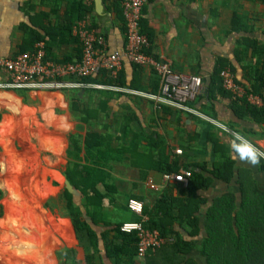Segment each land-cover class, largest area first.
<instances>
[{
    "label": "crops",
    "instance_id": "obj_1",
    "mask_svg": "<svg viewBox=\"0 0 264 264\" xmlns=\"http://www.w3.org/2000/svg\"><path fill=\"white\" fill-rule=\"evenodd\" d=\"M77 1L0 0V56L14 57L27 36L24 34L25 31L44 34L45 30L59 34V28L64 29L70 25V6ZM81 3L88 7L81 20L90 29L105 36L109 51L123 50L126 38L119 4L113 0H81ZM142 13L144 15L142 31L150 38L149 48L155 56L170 62L175 71L198 75L205 80L210 77L216 64L224 59L235 67L237 80L248 85L252 71L250 67L253 68L252 65L255 63L251 57L252 50L244 44V38L256 41L259 46L264 47V6L259 0H148ZM234 15L244 19V26L248 27L249 33L233 31ZM75 25H72V28ZM63 38L66 41L54 46L51 55L60 61L77 59L80 55L77 37L71 31V34H64ZM243 53L246 56L244 59L241 55ZM121 75L125 82V85L121 86L123 88L154 94L159 89L158 77L148 67L126 60ZM4 79L5 75L0 71V81ZM96 89L105 92L100 93L96 90L98 103L95 108L103 109L105 117L110 118L111 123L116 121V124L122 125L119 127L115 124L113 128L111 124L105 123L106 130L114 137V146H120L124 151L119 155L120 161L111 162L113 168H110L116 179L115 183L122 186L119 188L116 185L118 187H115L114 195L117 208L122 212L117 216L120 222L133 221L137 218L126 210V203H121L122 194L125 200L133 198L152 207L158 193L166 189L162 183L164 172L152 167L161 158L167 165L177 164L175 159H178L180 165L187 167L180 168V171L191 170L192 167L189 165L193 164L204 165L207 169H214L217 166L221 153L209 149L204 135L211 126L215 128L214 134L219 140V145L224 147L236 162V179L228 183L214 178L211 186L200 194L209 201L228 191L239 197L240 185L236 180L241 169L250 171L256 187L264 192V169L261 170V164L264 163L260 160L258 165L253 166L241 161L231 147L234 139L232 133H239L264 151V123H257L250 117L240 119L230 109L229 100L219 98L215 102L213 113L217 115V120L209 117L207 115L209 111L201 108L200 104L194 103L193 107L211 118L214 121L212 123L173 107L156 108L155 103L145 95L110 87ZM21 92L29 95L32 101H35L36 97L42 99V103L47 101L46 98L51 99L47 101L45 110H50L54 102L60 103L59 109L65 111L61 115H50L58 127V134L61 136L58 138L59 141L56 138H48L51 137L48 136L49 132L42 133L40 138L41 145L48 150L50 157L55 153L50 144L58 142L62 146L57 152V160L60 161L65 146L61 139L64 138L72 121L70 113H66L67 106L63 93L32 92L36 94L33 96L27 91ZM0 98L5 103H9L7 100L16 101L18 104L19 101L25 102L24 95L18 93H0ZM29 107L33 108V103H30ZM25 108L28 109V106ZM12 126L11 117H7L0 124V141L6 149L0 144L5 151L2 164L4 171L0 175V184L7 193L3 201L4 216L0 218V264H61L60 256L64 250L71 249L76 239L70 228L68 213L59 206L57 189L46 178L48 175L56 177V173L50 171L39 173L37 155L31 156L27 152L19 157L14 153L10 143ZM134 134L136 137L133 144ZM176 150L181 152L176 153ZM131 153H134L138 160H130ZM166 164L161 168H166ZM15 168L22 169L20 172L22 174H13L12 170ZM118 172L126 176L116 175ZM35 173L36 175H33ZM37 176L41 180L39 194L33 192V180ZM206 176L210 175L206 173ZM151 185L160 191H154ZM182 186L180 183L176 184L173 189L174 197H182ZM48 187L52 188V192H48ZM40 201L44 202L43 206L40 205ZM205 212L204 209L198 215L203 223L206 220ZM202 227L204 236L206 230L204 226ZM174 228L179 230L185 239H190L191 229L188 225L180 226L176 223ZM190 257L200 264H205L203 258H200L199 242L188 256ZM76 258L79 264H84L78 254ZM137 261L139 264L144 262L139 258ZM113 263V260H105L102 255L92 257V264Z\"/></svg>",
    "mask_w": 264,
    "mask_h": 264
},
{
    "label": "trees",
    "instance_id": "obj_2",
    "mask_svg": "<svg viewBox=\"0 0 264 264\" xmlns=\"http://www.w3.org/2000/svg\"><path fill=\"white\" fill-rule=\"evenodd\" d=\"M259 2L264 6V0H259ZM87 11L88 7L82 5L81 0L73 3L69 10L70 25L64 29L59 28L58 31L62 36L45 30L44 34L25 31L24 34L27 36L19 46V52L32 50L35 43L43 41L48 58L57 60L51 55L52 48L58 43L66 41L63 38L64 34H71L72 25L81 20ZM243 20L234 15L232 21L234 32L249 33ZM244 44L252 50L251 57L255 63L252 65L253 68L250 67L252 71H250L251 80L249 79L248 87L244 86L248 93L257 95L264 101V47L249 38H244ZM148 51L152 52L150 48ZM241 55L243 59L246 57L244 53ZM61 61L70 62L72 59ZM227 67L235 72V67L229 61L221 59L210 77L203 80L204 86L201 94L189 106L193 107L197 102L201 108L209 111L207 113L209 117L217 120V115L213 113L214 105L221 98L230 101V109L240 119L250 117L257 123H264L263 107H256L248 104L245 100L237 99L222 88L220 74ZM80 80L107 85H125L121 72L118 77H113L106 70H101ZM158 81L159 89L155 93L160 91L159 77ZM97 91L105 92L101 89ZM24 98L26 104H30L29 95H24ZM214 129L211 126L204 135L209 149L215 153H221L219 163L216 161L217 166L214 169H207L201 164L189 165L192 167L190 170L192 177L186 186H182L181 198L173 196V189L176 187L174 183L169 184L163 192L158 193L152 207L143 204L145 215L149 218L146 227L152 230L157 229L163 237L174 240L168 241L161 248L149 251L142 264H200L196 259L188 258L198 242L200 243V258H203L205 264H264V192L256 187L251 172L241 169L237 173L236 181L240 185L239 197L234 192L228 191L209 201L200 194L211 186L214 178L228 183L236 179V162L228 155L227 150L219 145ZM111 134L91 131L87 133L83 143L76 139L72 144V150L69 152L73 161L72 167H69L65 174L71 185L78 190L79 196H73L65 190L63 195L66 202L65 210L71 219L78 242L86 244L88 254L84 257V264H92L94 255H102L105 260H113V264H139L137 261V234L121 233L120 226L123 222L117 219V216L122 212L117 208V201L114 197L116 179L110 172L109 164L119 162V155L124 151L120 146H114V137ZM135 137L136 134L132 139L133 144ZM237 142L239 143V141ZM160 152L163 153L162 150ZM130 160L136 161L138 157L131 153ZM175 162L177 164L167 165L162 162L161 158L152 167L160 169L164 173H179L180 168H187L180 165L178 159H175ZM165 164L166 168H161ZM263 169L264 164H261V170ZM2 171H4L3 167ZM206 173L210 176H206ZM40 186L41 180L37 176L33 180L35 194L40 193ZM51 190L52 188L48 187V192ZM109 208H114L112 211L116 216L108 218L105 210ZM204 209L206 210V220L203 223L198 215ZM126 210L128 211L127 208ZM99 222L104 223L105 226H99ZM176 223L180 226L186 224L190 227V239L187 240L181 236L179 230L174 228ZM202 226L206 230L204 236L202 235ZM103 227L107 228L103 229ZM60 260L61 264L68 262L79 264L74 250H64Z\"/></svg>",
    "mask_w": 264,
    "mask_h": 264
},
{
    "label": "built area",
    "instance_id": "obj_3",
    "mask_svg": "<svg viewBox=\"0 0 264 264\" xmlns=\"http://www.w3.org/2000/svg\"><path fill=\"white\" fill-rule=\"evenodd\" d=\"M113 1L119 4L124 20L126 45L123 50L109 51L105 36L90 29L81 20L72 28V34L77 37L80 44L78 59L63 62L48 58L43 41L35 43L32 50L19 52L14 57L0 56V71L5 75V79L0 81V90L61 92L83 86L110 87L145 95L155 103L156 108L173 107L213 123L214 121L211 118L189 106L202 92L204 86L202 77L179 73L173 69L170 62L148 51L151 44L150 38L142 31L144 18L142 11L148 0ZM126 60L148 67L155 72L160 78V91L155 94L143 93L118 85L80 80L101 70H106L111 76L118 77ZM220 76L223 83L222 88L225 91L237 99L245 100L248 104L264 108V101L259 96L248 93L244 84L237 80L236 73L230 67L222 70ZM254 146L264 152L256 145ZM180 152V150H176V153ZM261 160L264 163V158H261ZM191 177L192 172L190 170H183L179 173H164L162 183L165 187L174 183L186 186ZM151 189L160 191L154 185H151ZM126 208L137 217V220L123 222L120 226V232L137 234V257L139 259L144 260L149 251L161 248L168 241L172 242L174 240L173 238L163 237L157 229L152 230L146 227L149 218L145 215V207L142 202L130 198L126 202Z\"/></svg>",
    "mask_w": 264,
    "mask_h": 264
},
{
    "label": "rangeland",
    "instance_id": "obj_4",
    "mask_svg": "<svg viewBox=\"0 0 264 264\" xmlns=\"http://www.w3.org/2000/svg\"><path fill=\"white\" fill-rule=\"evenodd\" d=\"M97 87H89V86H83L78 89H71V90H63L61 91L65 98V103L67 106L66 113H70L72 117V121L70 122V126L68 131H66V134H64V153H62L61 160H57V152L62 148L58 142L55 144H50V148L55 151L53 155L48 154V150L45 149L44 146L41 145L40 138L42 133L49 132L48 137L50 139L56 138L57 141L61 138V136L58 134V127L55 126L53 123L54 119L51 118L50 115H61L62 112L61 109H59L60 103H52V108L49 110H45L47 108L48 100L45 102H41L42 99H37L35 101H32L30 99V103H33V108L29 107L30 104H26V102L21 103L19 101V104L16 103V101L7 100L9 103H5L4 100L0 98V124L3 122L7 117L12 118V135L10 137V143L11 148L14 151L15 154L19 155V157L29 152L30 155L32 154L38 156V163L40 165L39 167V173H43V171H50L55 172L56 177H53L52 175H48L46 178L48 182L51 183V185L57 189L58 196H59V206L61 209L65 210V199L63 198V195L65 193L66 188L64 187V181L68 177L65 174L69 167H72V157L70 156L69 152L72 150V144L76 139H79L81 143H83L85 136L88 132L91 131H98L100 133H109L107 129V125L105 123H109L111 127H115L116 121L111 123L110 118H106L104 115V110H99L98 108H95L98 103V94L96 93L98 89ZM0 93L5 94H13L18 93L20 95H25V92L21 91H11V90H1ZM28 94H32L35 96V93L28 92ZM33 99V98H32ZM28 106V109L25 107ZM116 118H114L115 120ZM46 120V124H44ZM118 121L120 119H117ZM120 124V123H119ZM116 124V126L121 127L122 125ZM111 134V133H110ZM112 135V134H111ZM59 138V139H58ZM61 142V141H60ZM5 149L4 145L1 143ZM49 146V145H48ZM0 147V175L2 174V164L3 160L5 158L4 150ZM6 150V149H5ZM7 154V153H6ZM31 155V156H32ZM262 161V160H261ZM116 163V162H113ZM110 163L109 166L113 168L112 164ZM22 170V169H21ZM19 168L13 169V174L15 175H21L22 173ZM33 175H36L33 174ZM121 177H125L126 174L118 172V174ZM24 180V179H23ZM69 181V180H68ZM116 182V181H115ZM118 185L119 188L122 187L120 183H115V186ZM116 186V188L118 187ZM67 191V190H66ZM0 218L4 216V204L3 201L7 197V193H5V190L1 187L0 184ZM122 204L126 203V200L124 198V195L122 194ZM40 205L43 206L44 202L40 201ZM53 205V204H52ZM54 209L56 210V207L53 205ZM87 211H89L88 208H86ZM108 214V218L115 216V213L110 210H105ZM70 219V217H69ZM99 221V220H98ZM70 228L72 231V234L74 235V238L76 239L75 244L71 247L70 250H74L76 255H79V258L81 261L84 260V257L86 254H88V250H86V244L85 242H78L75 233L73 232L72 222L70 219ZM99 226H105L104 223L99 222ZM99 228V227H98ZM101 228V227H100ZM107 227H103V229H106ZM111 235V234H110ZM73 248V249H72ZM61 262V260H60ZM63 263V261H62ZM67 264H70L68 262Z\"/></svg>",
    "mask_w": 264,
    "mask_h": 264
},
{
    "label": "clouds",
    "instance_id": "obj_5",
    "mask_svg": "<svg viewBox=\"0 0 264 264\" xmlns=\"http://www.w3.org/2000/svg\"><path fill=\"white\" fill-rule=\"evenodd\" d=\"M232 135L234 139L232 141L231 147L237 154L238 158L241 161H246L252 164L253 166L258 165L261 158H264V152L257 149L239 133H233ZM237 141H239V143Z\"/></svg>",
    "mask_w": 264,
    "mask_h": 264
},
{
    "label": "water",
    "instance_id": "obj_6",
    "mask_svg": "<svg viewBox=\"0 0 264 264\" xmlns=\"http://www.w3.org/2000/svg\"><path fill=\"white\" fill-rule=\"evenodd\" d=\"M64 187L66 188L68 193L72 194L73 196H79L78 190L73 187L67 179L64 181Z\"/></svg>",
    "mask_w": 264,
    "mask_h": 264
}]
</instances>
